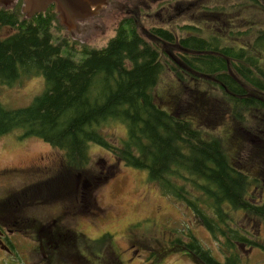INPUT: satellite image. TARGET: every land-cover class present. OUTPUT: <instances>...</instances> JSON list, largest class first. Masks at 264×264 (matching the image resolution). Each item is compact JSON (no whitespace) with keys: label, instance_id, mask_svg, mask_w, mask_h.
I'll use <instances>...</instances> for the list:
<instances>
[{"label":"trees","instance_id":"obj_1","mask_svg":"<svg viewBox=\"0 0 264 264\" xmlns=\"http://www.w3.org/2000/svg\"><path fill=\"white\" fill-rule=\"evenodd\" d=\"M246 1L260 6L258 0ZM21 2L16 0L13 8L0 4V29H12L0 36V84L12 86L22 77L42 76L45 88L26 106L0 103V136L13 131L22 132L21 138L36 136L63 150L68 161L76 154L84 160L89 141L115 148L125 164L146 170L164 195L186 201L199 214L224 258L218 260L190 230L183 231L173 243L198 264H245L244 247L264 249L255 225V219L264 220V139L254 138L258 172L238 165L241 152L231 139L239 136V129L229 120L264 110V29L239 46L225 38L221 42L194 36L184 39L197 51V58L189 61L195 73L179 75L200 89L204 85L217 88L229 101L222 108L225 117H218L215 107L208 115L202 112L208 119L199 122L192 115L176 116L156 102V97L164 100L155 93L161 61L133 24L119 23L105 48L89 50L61 33L65 26L52 5L24 18ZM154 33L174 36L161 28ZM203 103L207 104H196L195 109L209 110L212 103ZM261 118L252 119L255 129L261 130ZM108 121L125 125L122 146L110 145L100 132ZM221 123H226L223 129ZM230 148L238 153L236 157ZM257 186H262L261 198L249 193ZM234 209L253 217L247 224L251 228L235 223ZM101 240H108V234Z\"/></svg>","mask_w":264,"mask_h":264},{"label":"rangeland","instance_id":"obj_2","mask_svg":"<svg viewBox=\"0 0 264 264\" xmlns=\"http://www.w3.org/2000/svg\"><path fill=\"white\" fill-rule=\"evenodd\" d=\"M143 1L140 2L143 3ZM258 2L260 6L246 0H203L205 8L210 9L209 14L197 13V16L200 15L198 18H193L190 14L191 18L189 16L178 18L171 24H199L201 27L194 31L196 35L194 37L212 41L216 39L218 42L222 41L221 38H225L228 43L230 41V43L237 42L238 46L244 45V42L252 41L257 30L264 29V0H258ZM221 5H224L223 9L219 10ZM222 12L225 15L223 17ZM125 17H130V15L124 13L109 20L104 32L91 35L86 40L71 34L66 27H63L61 33L74 43L98 48L114 35L117 24ZM228 18L231 19L228 20ZM228 21L232 22V25ZM154 23V19L151 18L142 25L147 29ZM137 29L140 31V25ZM11 32V28L4 27L0 29V36H6ZM185 35L186 33L179 34V36ZM75 46L80 47L77 44ZM190 55H196V53ZM163 58L168 60L166 56ZM261 63H264V60ZM179 73L181 72L170 73L169 70H164L155 89V93L159 92L163 95L164 100L156 97V102L171 108L176 116L192 115L199 119V122L206 121L208 116L204 117V113L208 115L215 107L216 112L220 113L217 116L225 117L222 108H227L229 101L224 93L209 84V87L204 85L200 89L196 83L183 79ZM44 88L45 82L42 76L22 77L12 86L0 84V103L12 108L26 106L36 95L42 93ZM203 100L212 103L209 110L208 108L203 109L204 111L196 110V104H207L203 103ZM229 112L230 109L227 110V113ZM247 113L249 116L242 113L237 119L229 118L233 127L239 129V136L232 137L231 141L237 142L236 151L241 152L239 160H235L237 164L242 167L246 165L253 167L254 171L258 172V160L253 146L254 138L264 139V121L259 130L254 128L252 119L264 118V110ZM226 123H228L227 120ZM226 123H221L219 128L223 129ZM216 129H218L217 126ZM100 132L108 138L109 144L119 146L123 145V140L127 136L125 125L118 121H108L101 125ZM240 132L245 134L242 135ZM21 134L20 131H13L0 136V213L10 214L14 211L12 208L8 211L3 209L9 201L29 198L28 204L23 205L21 209L15 206L16 209L12 213L16 212L15 215L20 217L17 224L12 225V228L17 230V234L20 233L16 237L18 240H16L14 249L15 254L12 256L0 248V264H120L121 261L122 264H198L188 255L177 250V246L173 243L174 238L186 230H190L215 258L223 260V254L215 238L204 226L199 214L193 210L192 206L184 200L178 202L164 195L158 184L148 179L146 170L125 164L117 157L115 148L103 147L89 141L84 160L76 154L72 160L68 161L64 151L57 146H52L36 136L21 138ZM229 150L232 155L235 153L234 157L238 155L232 148ZM41 155L43 158L48 156L60 158V170L63 171L54 172L53 178L46 173L48 167L45 170L41 168L42 171H36L38 168L28 172L24 171L25 168L14 173L6 171L11 166L14 167V165ZM103 160L105 162H102ZM51 163L58 162L55 160ZM45 165L51 164L45 163ZM76 172L85 173L86 180H89L90 176H100L102 181L98 189L86 193L87 206L84 212L79 218L76 217L73 223H70V226L80 225L81 232H79L77 241L81 240L79 244L81 246L63 244L64 246L53 250L46 247L40 248L37 239L39 233L36 228L38 224L34 222V219L45 222L61 217L63 222H68L64 209H68L67 206L73 203L64 193L67 189L60 188V191L55 193L54 190L57 177L60 182L66 175L73 179ZM105 175H107L106 180ZM186 187L188 188L187 185ZM261 187H251L249 193L261 198L264 192H259ZM50 193L54 196H46ZM34 196L35 199L32 201ZM262 196L264 197V194ZM62 205H65L64 209ZM99 213L104 215L100 216ZM231 215L235 218V223L243 227L251 223L253 219L252 216L238 209L232 210ZM26 216L29 218H25ZM2 220V215H0V222ZM255 225L257 237L264 244V220L255 219ZM62 230L59 228L54 236ZM103 233L104 236L107 233L111 236L106 241L96 240V237ZM129 244H133L134 253L130 252ZM241 254L245 264H264L262 247H244Z\"/></svg>","mask_w":264,"mask_h":264},{"label":"flooded vegetation","instance_id":"obj_3","mask_svg":"<svg viewBox=\"0 0 264 264\" xmlns=\"http://www.w3.org/2000/svg\"><path fill=\"white\" fill-rule=\"evenodd\" d=\"M148 2V3H147ZM204 7V8H203ZM206 5L203 3V0H144L143 3L140 2L137 7V11H127L126 14L130 15V17L122 18L119 23L123 22H129L130 24H133L136 29L137 26L140 25V31L137 29L139 34L144 38V40L147 42V44L152 47L158 56V59L161 61V74L164 72V70H169L170 73L175 72H181L179 74H182L183 72L186 73H194L195 69L193 67H190L191 60H194L197 58L196 55H190L192 53H197V51L192 50L189 48L186 43L188 39H192V36H196L194 31L197 28H200L201 26L193 25L190 23H186L184 25H172L171 22L175 19L182 18L189 16L191 14V17L198 18V14H209L210 9L205 8ZM134 17V19L132 18ZM190 17V18H191ZM212 17H214L212 15ZM153 18L155 23L152 24L149 28H145L142 23H146L147 19ZM192 18V19H193ZM215 18V17H214ZM129 19V20H128ZM141 20V21H140ZM217 22V19H216ZM118 23V24H119ZM117 24V25H118ZM177 24V23H176ZM212 24V23H211ZM219 23L217 22V25ZM179 26V27H177ZM214 26V24L212 25ZM211 26V27H212ZM224 26V25H223ZM117 27V26H116ZM145 28V29H142ZM161 28L169 30L173 33V38H165L163 36L156 35L154 33V30ZM116 29V28H115ZM69 31V30H68ZM186 33L185 36H179V34ZM114 38L113 36H110L107 43H105L101 47H89V50H100L107 46L108 42ZM185 38H187L186 42H184ZM194 39V38H193ZM80 47L78 50H81L82 47ZM169 47L171 49H169ZM185 53L187 55H185ZM189 55V56H188ZM168 57L167 59H164L163 57ZM128 61V60H127ZM189 62V64H188ZM184 70V71H183ZM194 71V72H192ZM57 160L58 163H51L53 161ZM60 158L55 157H45L43 156H37L34 157L26 162H23L19 165H14V167H10L9 170L12 173H14L17 170L24 169L25 172H28L30 170H34L38 168L36 171H42L41 168L44 170L48 167L46 173L47 175H50L53 178L54 172L61 173L63 170H60L61 168V161L59 165ZM102 162H105L104 160ZM51 164V165H45ZM59 165V168H58ZM43 170V171H44ZM103 172V171H102ZM63 175V174H61ZM65 177L63 180H61L57 177L56 180V189L55 192L60 191V188L67 189L64 193L67 194L72 201L71 206H67L68 209H64L65 205H62V209L65 210V214L68 217V222H63V219L61 217L58 218H52L50 220L41 221L34 219V222L38 224L37 232L39 233L37 239L40 244V248H48V249H58L61 246L72 245V246H81L79 245L81 240L77 241V237L79 236L80 225L70 226V223H73L74 219L84 212L86 205L85 202V195L88 192L94 191L95 189H98L101 184V177H91L89 180H86L87 177L85 173L76 172L74 174V178L71 179L69 175L63 176ZM107 177V175L104 176V179ZM106 180V179H105ZM63 194V193H61ZM46 196L53 197L54 194H46ZM29 198H21V199H15L14 201H9L8 204L4 205V210H10L11 208L16 209L15 206L21 207L23 205L28 204ZM35 199V196L32 197V201ZM15 202V203H14ZM13 204V205H12ZM77 204V206H76ZM13 211V212H14ZM7 214L5 212L0 213L2 215V222H0V248L7 253H10L12 256L15 254V247H16V240H18L16 237L17 230L15 228H12L13 224H17L19 216H16V212L14 214ZM100 216H103L104 214L99 213ZM63 217V216H62ZM64 217H66L64 215ZM25 218H29L26 216ZM22 224V222H21ZM19 226H21L19 224ZM62 228L63 230L59 233H57L56 236H54V233L59 229ZM108 234V239L111 236V234ZM104 236V233L100 235L99 237H96V240H101ZM68 241V242H65ZM63 242V243H62ZM133 244H129L128 247L131 248L130 252L134 253L135 250L132 248ZM128 247L126 249H128ZM36 248V247H34ZM37 249V248H36ZM45 256V255H44ZM122 264V261L120 262Z\"/></svg>","mask_w":264,"mask_h":264},{"label":"water","instance_id":"obj_4","mask_svg":"<svg viewBox=\"0 0 264 264\" xmlns=\"http://www.w3.org/2000/svg\"><path fill=\"white\" fill-rule=\"evenodd\" d=\"M142 0H22L24 18L52 5L60 22L71 34L86 40L105 31L109 20L127 11H137ZM16 0H0L4 8H13Z\"/></svg>","mask_w":264,"mask_h":264}]
</instances>
